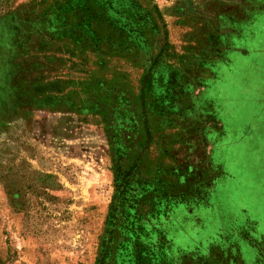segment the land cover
Listing matches in <instances>:
<instances>
[{
	"label": "rangeland",
	"instance_id": "rangeland-1",
	"mask_svg": "<svg viewBox=\"0 0 264 264\" xmlns=\"http://www.w3.org/2000/svg\"><path fill=\"white\" fill-rule=\"evenodd\" d=\"M242 4L0 0V264H183L243 236L229 207L264 208V47L243 58ZM226 112L238 180L206 148Z\"/></svg>",
	"mask_w": 264,
	"mask_h": 264
},
{
	"label": "crops",
	"instance_id": "crops-1",
	"mask_svg": "<svg viewBox=\"0 0 264 264\" xmlns=\"http://www.w3.org/2000/svg\"><path fill=\"white\" fill-rule=\"evenodd\" d=\"M242 1H243L242 5L247 11L245 13V16L243 17L244 21L241 23L238 22V20L236 21L231 20V21H232L233 26L237 23L236 26L240 27L239 29L240 32L237 33L236 38L237 39L239 38V40H246V42L248 43L250 42V44L247 45L250 54L242 55V56H244L243 58L247 59L249 62L251 61L252 63L255 60L253 52H255V55L257 56L258 54H256L257 53L256 51L260 49L261 47H264V0H242ZM255 44H258L260 46L257 48H254ZM259 53H260L259 55L261 56L264 53V51L263 52L260 51ZM251 65L253 67H257V66H254L255 63H252ZM217 69L218 67L216 66L215 67L209 66L207 70L213 74V73L218 72ZM238 72L239 70H237V72L236 71L234 72V70H231L230 73L232 75L230 76L233 77L235 75H238ZM243 83L247 84L246 80H242V82L238 81L237 76H235V80L232 78L231 80L227 81L224 84V95H226V98L230 99L233 95L240 96L242 94L241 87L238 88V86ZM185 89H186V92L184 94H186L188 98L192 97V92L190 91L191 86H187ZM222 94H223V91H222ZM226 98L224 97L225 100ZM203 102L204 100L201 98L200 99L195 98V101L194 99L191 100L192 108L195 106L196 112L200 113L202 106L204 104ZM217 102L220 103L221 100L219 99L217 100ZM231 113L233 112H228V113L226 112L224 115H222L224 116L223 120L226 122V124L225 123L223 124V122L220 121V119L216 121L219 123V125L218 126L216 125L217 128L214 129L215 131H213V133L216 132L218 137L214 139L215 140L214 143L210 142L208 139L209 144L206 146V148L208 150H211V152L216 151L217 153H220L221 155H220L219 160L216 162L212 161L213 164L215 165L217 163L216 166L219 165L218 168H221L222 172L225 175L227 174L226 177H231V179L233 180H238V177L240 175L239 171L236 170L234 172H228L229 170L223 158V156L230 154V152L234 151L236 148V142L241 140V139H238L237 138L238 136L235 134V129L241 126L239 125L237 128H235L236 126L234 127V121L232 117L230 116ZM259 131L263 137L264 129L259 130ZM249 134L250 133L248 132V137H249ZM259 150L261 151L262 149H259V147L256 146L254 150L251 144L248 143L246 147L244 148V150L241 152V158L243 159L245 157V154L248 156V154L252 153L253 151L260 152ZM244 163L246 164L247 162H244ZM261 165H262V168H264V161L261 164H257V168L256 167L254 168L261 169L260 167ZM262 181H263V178L259 176L255 178L256 184H261ZM249 194L251 198H254V196L256 195H262L264 198V190L262 192H257V193L253 191L251 192L250 190L248 195ZM218 198H219V194L216 191H214L208 197V199H212L213 201L218 200ZM244 200H245L244 203L247 202V204L243 206L244 204L243 203L241 205V208L238 207L237 209H235L232 207V205L229 207L231 209L232 217L236 220L238 227L240 226L243 229V233H244L243 236H240V237L236 236L237 228L231 232L229 237H227L226 235V237L224 238L222 237V231H220L221 234L217 236V240H216L218 242H216L210 248H208V252H206L205 256H203L201 259V263L203 260L202 264H242V260L245 262V264H264V229L258 230L257 228L258 225H263L264 223V208H261L260 206L255 205L254 202H251L249 199L245 198ZM245 212H246V215H244ZM224 213L226 212L224 211ZM221 221L224 222L223 217H221ZM257 231H260V233L256 235ZM242 240L246 243H245V246H243L242 249L240 250V247H241L240 245H241ZM232 249H233V254L229 252ZM243 253L247 254V259H248L247 262L244 260ZM183 264H191V261H189L188 263L184 262ZM192 264H195V263H192Z\"/></svg>",
	"mask_w": 264,
	"mask_h": 264
},
{
	"label": "trees",
	"instance_id": "trees-1",
	"mask_svg": "<svg viewBox=\"0 0 264 264\" xmlns=\"http://www.w3.org/2000/svg\"><path fill=\"white\" fill-rule=\"evenodd\" d=\"M149 91H150V93H152V90H153V86L151 85V81H150V79H149V86H148V88H147ZM182 95H184V92L182 93ZM217 121V120H216ZM216 124H218V122H215ZM183 198V200H180V205H185V204H187L186 203V198H187V196L185 195V196H183L182 197ZM201 202L202 203H204V201L203 200H201ZM162 237H164V239H166L167 240V235H166V233L162 230ZM168 241H169V239H168ZM170 245V244H169ZM161 249H164L163 248V246H161ZM171 250V246H169V249H168V251H170ZM157 255V254H156ZM153 257V256H152ZM155 257V256H154ZM155 259V258H154ZM159 260V259H158ZM186 263H188L189 261H191V262H193V263H195V264H202L203 263V260H202V263H201V259H198V260H193V259H190V258H186ZM174 262V260H172V263ZM159 263H161V262H159ZM205 263V262H204Z\"/></svg>",
	"mask_w": 264,
	"mask_h": 264
}]
</instances>
